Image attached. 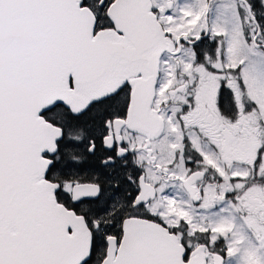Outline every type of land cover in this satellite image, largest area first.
<instances>
[{
  "label": "snow or ice",
  "instance_id": "6c2138e0",
  "mask_svg": "<svg viewBox=\"0 0 264 264\" xmlns=\"http://www.w3.org/2000/svg\"><path fill=\"white\" fill-rule=\"evenodd\" d=\"M0 264H264V0H0Z\"/></svg>",
  "mask_w": 264,
  "mask_h": 264
}]
</instances>
